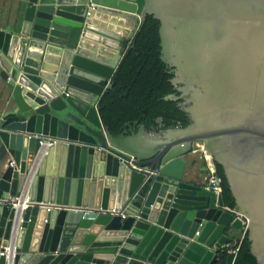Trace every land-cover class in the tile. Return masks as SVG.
Returning a JSON list of instances; mask_svg holds the SVG:
<instances>
[{
  "label": "water",
  "instance_id": "obj_1",
  "mask_svg": "<svg viewBox=\"0 0 264 264\" xmlns=\"http://www.w3.org/2000/svg\"><path fill=\"white\" fill-rule=\"evenodd\" d=\"M20 3L9 29L0 22L10 88L0 103V251L12 247L10 264H234L224 245L241 220L199 183L196 148L222 166L236 203L226 207L246 215L264 264V0ZM148 15L179 92L166 98H184L191 121L113 134L99 99ZM32 174L22 210L11 197Z\"/></svg>",
  "mask_w": 264,
  "mask_h": 264
},
{
  "label": "trees",
  "instance_id": "obj_2",
  "mask_svg": "<svg viewBox=\"0 0 264 264\" xmlns=\"http://www.w3.org/2000/svg\"><path fill=\"white\" fill-rule=\"evenodd\" d=\"M161 50L160 21L148 15L122 55L111 77V87L106 88L99 99L100 118L113 134L137 128L136 124H144L149 133H158L190 123L184 98H166L173 93L179 95V92L172 83L173 74ZM202 161L205 171L206 162ZM216 165L223 180L225 203L236 207L223 168ZM233 242L239 247L234 264H259L250 251L247 231L242 237H235ZM218 264H225V257Z\"/></svg>",
  "mask_w": 264,
  "mask_h": 264
},
{
  "label": "built area",
  "instance_id": "obj_3",
  "mask_svg": "<svg viewBox=\"0 0 264 264\" xmlns=\"http://www.w3.org/2000/svg\"><path fill=\"white\" fill-rule=\"evenodd\" d=\"M51 144V143H50ZM195 151L198 154V157L200 160H204L206 162V170L202 172L201 180L199 179V183L206 188L207 190L213 191L216 195L222 193V177L217 172V165L214 161L213 157H210L209 152L206 149L203 148H196ZM43 152H45L43 150ZM33 175L29 177V181L25 185L21 196L19 197H11V200L13 201L14 206H19L23 210L25 207L29 205L30 202V186L32 183ZM16 200H19L20 203L16 202ZM52 207H48V210H51ZM223 208L233 214H235V218H238L241 220V227L243 228L244 232L247 230V224H248V218L245 214H243L241 211H238L234 208L226 207V205L223 206ZM115 211V210H113ZM237 244L235 242L228 243L224 245V250L229 252H234L237 255L239 247L236 246ZM12 247L6 246L4 251H0V255H6L8 263H12L14 258V253L10 252L12 250Z\"/></svg>",
  "mask_w": 264,
  "mask_h": 264
},
{
  "label": "crops",
  "instance_id": "obj_4",
  "mask_svg": "<svg viewBox=\"0 0 264 264\" xmlns=\"http://www.w3.org/2000/svg\"><path fill=\"white\" fill-rule=\"evenodd\" d=\"M20 1L18 0H0V22L1 26L5 27L6 29H9L10 23H12L15 19L17 14L19 13V5ZM1 67H0V94L6 90L7 82L4 79L2 73H1ZM6 92V91H4ZM5 97V96H4ZM1 102V101H0ZM196 159V166L197 170L201 171V173L204 170L203 161L199 159L197 152L193 153L192 155ZM202 175V174H201ZM200 175V180H201ZM232 237H242L244 235L243 228L240 227L239 229H233L231 231Z\"/></svg>",
  "mask_w": 264,
  "mask_h": 264
},
{
  "label": "rangeland",
  "instance_id": "obj_5",
  "mask_svg": "<svg viewBox=\"0 0 264 264\" xmlns=\"http://www.w3.org/2000/svg\"><path fill=\"white\" fill-rule=\"evenodd\" d=\"M19 1H22V0H19ZM17 2H18V0H17ZM6 90L7 91H10V88H7L6 87ZM4 95L6 96V98H8L10 95L9 94H7L6 92H2L1 94H0V101H5V98H4ZM1 103V102H0ZM196 151L194 150V153H195ZM189 157V159H192V158H194L192 155H189L188 156ZM191 157V158H190ZM191 171H194V170H192V168H187V170H186V172L187 173H191ZM202 173H201V171H199V172H197V175L200 177V175H201ZM186 179H188V177L186 176ZM233 231V230H232Z\"/></svg>",
  "mask_w": 264,
  "mask_h": 264
},
{
  "label": "bare ground",
  "instance_id": "obj_6",
  "mask_svg": "<svg viewBox=\"0 0 264 264\" xmlns=\"http://www.w3.org/2000/svg\"><path fill=\"white\" fill-rule=\"evenodd\" d=\"M41 154H42V152L39 154V158H40V156H41ZM37 166V163L35 164V167ZM33 175V174H32Z\"/></svg>",
  "mask_w": 264,
  "mask_h": 264
},
{
  "label": "flooded vegetation",
  "instance_id": "obj_7",
  "mask_svg": "<svg viewBox=\"0 0 264 264\" xmlns=\"http://www.w3.org/2000/svg\"><path fill=\"white\" fill-rule=\"evenodd\" d=\"M136 125H137V129H138L140 124H136ZM132 128H133V127H132ZM134 129H135V128H134Z\"/></svg>",
  "mask_w": 264,
  "mask_h": 264
}]
</instances>
